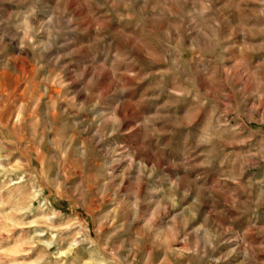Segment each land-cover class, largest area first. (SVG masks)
Wrapping results in <instances>:
<instances>
[{
  "label": "clouds",
  "instance_id": "1",
  "mask_svg": "<svg viewBox=\"0 0 264 264\" xmlns=\"http://www.w3.org/2000/svg\"><path fill=\"white\" fill-rule=\"evenodd\" d=\"M0 264H264V0H0Z\"/></svg>",
  "mask_w": 264,
  "mask_h": 264
}]
</instances>
